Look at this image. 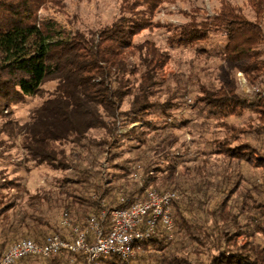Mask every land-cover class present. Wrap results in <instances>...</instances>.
<instances>
[{
  "label": "trees",
  "instance_id": "trees-1",
  "mask_svg": "<svg viewBox=\"0 0 264 264\" xmlns=\"http://www.w3.org/2000/svg\"><path fill=\"white\" fill-rule=\"evenodd\" d=\"M167 1L122 0L109 25L83 31L40 16L54 0H0V117L41 98L18 132L20 145L36 163L70 170L33 194L18 182L0 184V257L24 238L38 244L53 233L69 238L65 218L82 229L89 216L104 211L107 231L115 210L147 190H170L178 195L172 231L158 224L133 244L128 259L110 254L98 264H195L199 244L205 248L202 264H264V0H246L248 13L244 4L221 0L213 15L194 14L167 27L169 48L196 47L197 54L228 63L230 71L215 82L165 74L168 50L147 40L134 43ZM214 37L218 43L209 50L205 45ZM237 72L252 97L239 89ZM180 129L194 134L190 145L162 147ZM127 148L140 155L112 167L124 180L139 174L141 181L117 186L106 180L100 159ZM189 149L200 160L180 171ZM211 156L222 157L212 164L215 171ZM243 163L253 177L241 170ZM73 257L81 260L63 251L14 264H70Z\"/></svg>",
  "mask_w": 264,
  "mask_h": 264
},
{
  "label": "rangeland",
  "instance_id": "rangeland-1",
  "mask_svg": "<svg viewBox=\"0 0 264 264\" xmlns=\"http://www.w3.org/2000/svg\"><path fill=\"white\" fill-rule=\"evenodd\" d=\"M121 1L122 0H54V3H50L47 7L39 10V14L43 17L53 18L70 28L83 31H94L109 25L118 16ZM229 1L236 5L244 4V12L248 13L245 6L246 0ZM220 3L221 0H168L167 2H163L154 12L152 25L134 36L133 41L134 43H140L147 40L153 43L157 48L168 50L167 52L170 59L163 67L165 74L181 72L185 77L190 76L193 82L196 80L200 82H215L224 72L230 71L226 61L220 59L216 55L210 56L204 52L197 54L196 47L192 46L169 48L165 40L168 35V26L187 22L190 16H194V14L203 16L204 12H206L208 15H213L214 10L220 6ZM216 43H218V39L214 37L211 43L206 44L205 47L210 50V46ZM236 77L239 89L249 97H252L254 91L247 85L242 73L237 72ZM40 101L41 98L39 97L28 99L27 102L14 106L11 114L0 117V184L18 182L17 184L24 186L27 194H33L40 188H46L54 183L55 180L68 176L70 173V170H54L46 164L36 163L27 155L25 149L20 145V136L18 132L22 124L27 121L33 105ZM124 106L127 105L125 104ZM188 112L189 110L185 109L181 114L187 116ZM179 114L180 112L177 113L176 116ZM125 129L126 127H121L120 131H124ZM171 133V138L162 146L165 147L167 146L166 144H171L168 150L181 148V146H183L182 144H185V142L186 146H189L191 138L194 137V134L187 129L173 130ZM150 136L152 135H149V137ZM130 150L131 148H127L124 151H118V157L116 158L106 155L101 157L100 160L103 165L102 172L107 170L104 173H109L105 175L108 182L113 179L112 183L119 186L120 184H128L134 180L141 181L139 174L128 175L124 180L121 177L125 175L121 173V170L113 169L112 167L114 166L112 164L125 163L130 160V158H135L140 155L139 151L131 152ZM188 151L189 159H185V165L183 164V167H180V169H182L180 171H184V166L198 164L200 160L198 156H195V151L193 149H189ZM180 152L184 153L183 150ZM157 154L158 151L153 153V160L155 161L158 160L156 157ZM220 159H222V157H208L211 171L216 170L215 167H212V164H217L214 163V161H220ZM138 166L139 164L137 163L134 165V168L140 169ZM241 170L244 172L247 171L250 175L249 177H253L251 168L248 164L243 163ZM254 172L256 176L261 174L260 169H254ZM138 186H141V182H139ZM27 194L23 195L20 200L22 208H24L27 202ZM250 242L254 241L251 240ZM194 247L196 250L195 256L198 260L195 264L205 263L206 255L203 253L205 248L200 246V244ZM177 256L182 257L184 255L178 253Z\"/></svg>",
  "mask_w": 264,
  "mask_h": 264
},
{
  "label": "built area",
  "instance_id": "built-area-1",
  "mask_svg": "<svg viewBox=\"0 0 264 264\" xmlns=\"http://www.w3.org/2000/svg\"><path fill=\"white\" fill-rule=\"evenodd\" d=\"M177 198L175 191L147 190L128 207L112 213L107 231L103 226L104 211L89 216L82 229L65 218L62 225L69 228V238L53 233L41 244L30 238L13 242L2 252L0 264H14L30 255L48 256L63 251L81 256L80 261L77 257L71 258L70 264H98L101 257L110 254L126 260L133 255V244L149 237L158 224L168 233L172 231L171 205Z\"/></svg>",
  "mask_w": 264,
  "mask_h": 264
}]
</instances>
